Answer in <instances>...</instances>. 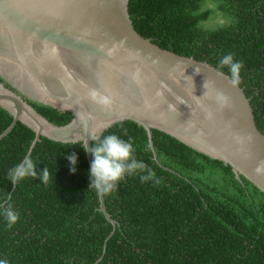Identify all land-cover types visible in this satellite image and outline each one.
<instances>
[{
  "label": "trees",
  "instance_id": "trees-1",
  "mask_svg": "<svg viewBox=\"0 0 264 264\" xmlns=\"http://www.w3.org/2000/svg\"><path fill=\"white\" fill-rule=\"evenodd\" d=\"M129 12L135 28L163 48L229 75L220 59L230 53L241 62L239 83L264 132V0H130ZM0 82L17 91L1 76ZM26 100L57 125L74 118ZM13 121L0 105V135ZM108 134L130 140L136 159L155 173L149 181L140 179L147 172L128 176L105 196L116 226L89 189L84 142L42 136L31 158L38 173L48 169L49 182L29 177L14 185L8 172L37 133L18 121L0 141V204L10 202L20 217L9 228L0 215V258L8 264H264V192L254 183L159 129L153 148L136 121L119 122ZM72 153L79 156L75 174L66 158Z\"/></svg>",
  "mask_w": 264,
  "mask_h": 264
},
{
  "label": "water",
  "instance_id": "water-1",
  "mask_svg": "<svg viewBox=\"0 0 264 264\" xmlns=\"http://www.w3.org/2000/svg\"><path fill=\"white\" fill-rule=\"evenodd\" d=\"M129 2L0 0V76L17 90L0 82V105L14 116L0 141L22 121L37 133L30 154L42 136L82 141L91 165L92 139L133 120L147 129L153 148L159 129L231 165L239 180L244 176L264 192V132L245 89L208 61L143 36ZM205 81L228 97L226 106L203 96ZM92 91L110 97L111 106L93 101ZM26 98L74 118L57 125ZM100 201L116 226L105 197Z\"/></svg>",
  "mask_w": 264,
  "mask_h": 264
},
{
  "label": "clouds",
  "instance_id": "clouds-1",
  "mask_svg": "<svg viewBox=\"0 0 264 264\" xmlns=\"http://www.w3.org/2000/svg\"><path fill=\"white\" fill-rule=\"evenodd\" d=\"M219 65L221 68H228L233 84L239 83L241 70L243 68L241 62L235 61L233 55L229 53L220 59ZM204 88L206 91L203 96L214 99L215 103L221 107L227 105L228 97L223 93L214 92V90L211 89L210 82L205 81ZM90 95L93 101L105 108L110 107L112 104L110 97L102 96L97 91H92ZM160 95H163V93H160ZM197 98L199 99L200 97ZM209 118H211V113H209ZM92 141L94 144L91 148L93 160L89 169V189L94 190L97 196L105 197L112 194L118 188L121 181L125 180L128 176L136 175L137 172H147V174L140 176L141 181L154 179L155 173L147 168L143 161L136 159L134 155V144L130 140H124L116 134H108L104 135L102 138H93ZM81 146L86 153L89 151L87 142ZM66 158L69 161L70 171L75 174L78 170V154L72 153ZM29 177L39 178L44 184H47L50 178L47 168H44L43 171L39 173L37 172L36 163L31 158L30 152L26 153L23 159L8 172V179L14 185ZM158 182L159 181H157V183ZM0 215L3 216L9 228L14 226L20 218L18 212L14 210L10 202L0 204ZM0 264H8V261L0 258Z\"/></svg>",
  "mask_w": 264,
  "mask_h": 264
},
{
  "label": "rangeland",
  "instance_id": "rangeland-1",
  "mask_svg": "<svg viewBox=\"0 0 264 264\" xmlns=\"http://www.w3.org/2000/svg\"><path fill=\"white\" fill-rule=\"evenodd\" d=\"M211 24H214V23H211Z\"/></svg>",
  "mask_w": 264,
  "mask_h": 264
}]
</instances>
